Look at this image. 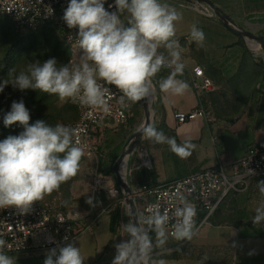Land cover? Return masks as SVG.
<instances>
[{
	"label": "clouds",
	"instance_id": "9594fccd",
	"mask_svg": "<svg viewBox=\"0 0 264 264\" xmlns=\"http://www.w3.org/2000/svg\"><path fill=\"white\" fill-rule=\"evenodd\" d=\"M116 12L105 9V0H70L64 10L63 20L68 29H78L77 48L83 50L78 58L67 64H58L55 58L44 62L28 63L16 71L9 70L7 78L0 81V93L9 84L16 89L39 90L55 95L60 104L71 102L80 107L109 114L110 101L116 99L120 109L151 97L157 88L171 96H183L189 84L182 76L185 64L182 48L176 36V24L183 14L164 0H114ZM112 7V5H109ZM47 12L53 9L48 7ZM123 16V18H122ZM190 38L204 46V31L193 25ZM76 48V49H77ZM163 49V51H161ZM170 73L158 81L155 77L162 69ZM109 86L119 93L114 97ZM30 111L23 100L13 101L11 110L4 115L5 127L18 123L23 131L0 141V209L15 207L20 214H27L34 202L58 191L62 184L78 175L85 155L79 139V129L45 121L30 124ZM154 144H167L181 158L191 156L195 145L177 144L175 138L166 136L154 124H141L137 129ZM249 174L255 175L253 169ZM260 201L252 218L254 225L264 223V180L257 183ZM179 206L161 211V205L148 206L147 215L133 213L129 205V221L120 226L128 238L116 247L112 264H167L153 259L155 246L163 247L171 235L179 241H190L197 234L196 206L179 192L174 193ZM93 205V198L87 200ZM63 204L67 205V201ZM171 211V215L169 212ZM135 218V222L133 219ZM67 239V237H65ZM0 233V264H14L5 249H11ZM81 249L67 244L51 249L44 264H84Z\"/></svg>",
	"mask_w": 264,
	"mask_h": 264
},
{
	"label": "crops",
	"instance_id": "0c3cea01",
	"mask_svg": "<svg viewBox=\"0 0 264 264\" xmlns=\"http://www.w3.org/2000/svg\"><path fill=\"white\" fill-rule=\"evenodd\" d=\"M212 1L244 29L252 30L254 26L264 25V0ZM164 2L183 14V19L176 24L175 39L181 45L185 69L183 75L178 78L185 80L190 88L183 96H171L160 92L157 85L150 98L153 102L151 124L166 136L175 138L177 144L188 142L196 147L191 156L181 158L172 152L167 144H154L142 137V150L149 156L151 165L134 168L129 181L132 188H139L143 184L156 186L220 163L225 166L227 173H231L234 162L249 148H264V80H260L259 85L253 87L246 98V108L238 115L216 114L215 119L210 122L202 118L177 122L175 112L193 110L203 101V97L198 95L193 85V68L201 66L213 81L221 84L222 76L231 79L238 73L247 57V48L242 37L229 30L216 17H208L190 8L186 0ZM193 25L202 29L206 35L203 47L190 38ZM230 33L235 37L227 40ZM252 45H255L256 49L263 47L262 43L258 42ZM200 50L201 53L197 52ZM232 64L235 67L229 73ZM170 71L169 68L162 69L154 82L166 77ZM117 158L118 155L109 161L111 171ZM132 160L135 163L140 162V157L134 156ZM104 174L114 187L121 189L113 171ZM261 180H264L263 176H253L245 186L239 185L238 189L232 190L222 199L224 202L210 218L211 221L196 229L197 234L192 240L179 241L170 236L166 244L155 252L153 259L164 260L167 264H264V223H252L255 209L261 199L257 189V183ZM105 217L107 222L104 224L102 221ZM110 222L111 214H105L93 227L97 236L108 231L107 240L100 246L98 253L88 258L89 251L84 247L75 246L81 249L84 264H94L100 256H104L102 253L106 243L115 238V233L110 230ZM152 239L155 243V234ZM50 250L8 255L13 257L14 264H43L42 256ZM57 252L59 253V249Z\"/></svg>",
	"mask_w": 264,
	"mask_h": 264
},
{
	"label": "built area",
	"instance_id": "2783aa9c",
	"mask_svg": "<svg viewBox=\"0 0 264 264\" xmlns=\"http://www.w3.org/2000/svg\"><path fill=\"white\" fill-rule=\"evenodd\" d=\"M186 1L190 8L198 10L208 17H215L214 12L205 3L198 0ZM69 2L70 0H0V13L12 20L16 29L21 33L37 31L46 25L54 26L70 46V61L75 57V51L78 58L83 54V50L77 48L78 29H68L62 18ZM48 7L53 9L50 14L46 10ZM111 12H116V10ZM193 74V85L201 98L204 93L217 89L214 81L201 66H195ZM109 87L113 91L114 97L121 94L115 86ZM110 103L112 110L109 114L73 104L78 112V117L69 124L78 127L81 146L85 151L82 160L91 163L90 197L93 198L91 209L88 212L75 210L70 213L62 207L60 200L56 199L34 202L27 214H20L15 207L0 209V233H3V238L12 245L11 249H5L7 254L53 248L58 250L60 247L72 243L93 228L102 215L110 213V210L103 205V195L120 196L119 202L122 211L119 228L124 224L125 207L127 209L124 194L122 189L114 187L104 174L100 163V151L107 138L106 131L116 129L119 124L128 122L134 114V104L128 109H120L115 98ZM174 117L178 123L195 118H202L207 122L215 119L212 110L206 107L203 101L193 110L175 112ZM136 153L135 147L129 154L126 164L122 166L128 181H130L135 167H150L151 165L149 156L142 149L138 151L140 162L135 163L132 159ZM248 169H253L255 175L249 174ZM253 176L264 177L263 147L249 148L241 158L234 162L231 173H227L225 166L220 163L216 166L192 171L183 177L156 186L143 184L139 188H132L133 197L139 215L144 216L148 214V206L154 203L161 205L162 212L165 209L179 206V201L174 195L179 192L196 206L195 222L196 229H198L210 220L228 193L238 189L239 185L245 186ZM95 208L101 210L94 214ZM169 214L171 215V211ZM201 214L204 215L200 217ZM172 223L174 220L169 221V236H172Z\"/></svg>",
	"mask_w": 264,
	"mask_h": 264
},
{
	"label": "rangeland",
	"instance_id": "374dc122",
	"mask_svg": "<svg viewBox=\"0 0 264 264\" xmlns=\"http://www.w3.org/2000/svg\"><path fill=\"white\" fill-rule=\"evenodd\" d=\"M1 15V13H0ZM123 18V16H122ZM264 24V22H263ZM254 26L252 30L245 29L248 31H252L253 33L264 38V25ZM15 29V34L19 35L21 38H24L27 41L29 38L38 39L42 38V29L33 32V33H21L18 31L13 24ZM47 36L48 40L52 47L56 44L59 46H67L68 44L63 40L58 30L53 26L47 27ZM14 33V32H13ZM235 37L233 33H230L227 40H231ZM246 48L249 50L250 54L253 56V61H251L249 74L242 79L231 80L229 77H221V84L216 83L218 86L217 90L204 93L203 95V104L206 107H209L213 114L216 115L218 112L224 113L230 116H235L240 114L246 108L247 100L246 98L249 96L250 92L253 90V87L259 85L260 76L256 75L255 72H260L261 62H264V48H260L256 50L254 41L250 39L244 40ZM69 48V47H68ZM201 53L200 51H197ZM55 58L58 64H67L68 63V55L61 53H50L49 56H45L42 54H31L29 59H25L24 62L18 65L16 71L24 69L28 63H33L36 61L44 62L47 59ZM4 57L3 53V45L0 44V59ZM30 60V61H29ZM5 62L0 61V70H4ZM235 66L232 64L231 68L228 70L229 73L233 70ZM8 74V73H7ZM7 74H0V81L4 78H7ZM255 74V75H254ZM29 89L20 90L13 88L10 84L5 87L4 91L0 93V141L7 138L9 135H18L21 131H23L22 126L18 123L13 124L11 126L5 127L3 123L4 115L11 110V104L13 101L23 100L24 103L27 99V94ZM48 104L46 106L45 111L49 113L51 116L48 118L52 124L62 123L65 125H69L72 121H74L78 117V112L74 107L73 103L70 101L64 104H60L58 97L55 95H50L48 98ZM152 116H153V102H152ZM145 115V107L143 100L134 104V114L128 120V122L124 124H119V126L113 129H109L106 131V140L102 146V150L100 151V163L103 168V171L106 173H112L110 171V160L116 155H120L125 147V144L129 142L132 138L133 134L137 132V129L140 127L143 117ZM142 137L138 140L136 145L137 153L135 154L136 158H139L138 151L142 149ZM104 159H107L105 161ZM91 163H86L83 160L81 161V169L78 173L76 179L71 183L70 187L65 189H59L58 191L53 192L51 195L45 197L43 201L49 200H60L62 207L70 213H73L75 210H82L88 212L91 209V206L87 203L88 198L90 197V182H91ZM120 196H106L103 195L102 202L107 209L111 211L115 208L119 203ZM42 201V202H43ZM64 201H67V205L63 204ZM101 209H94V214L99 212ZM126 207L124 212V224L127 223L130 217L126 214ZM103 216V215H102ZM211 221V220H210ZM104 224L107 222V218L105 217L102 221ZM95 228H91L87 233L80 236L78 239L73 241L70 244L73 246H81L84 247L87 251H89L88 258L98 253L100 246L105 243L107 240V234L101 232L100 234L95 235ZM155 233H151L150 236ZM170 237V236H168ZM173 237V236H171ZM96 238V239H95ZM128 237L125 236L120 228L115 233V238L109 240L104 249L103 255L100 256L94 264H112V261L116 255V245L120 242L126 240ZM153 240V239H152ZM153 252H158L161 247H156L153 242ZM93 264V263H92Z\"/></svg>",
	"mask_w": 264,
	"mask_h": 264
},
{
	"label": "trees",
	"instance_id": "16d2710c",
	"mask_svg": "<svg viewBox=\"0 0 264 264\" xmlns=\"http://www.w3.org/2000/svg\"><path fill=\"white\" fill-rule=\"evenodd\" d=\"M13 24L14 23L12 22V20H10L7 16L1 13L0 15V44L3 45L4 57L1 58L0 61L2 62L4 61L5 66L2 72L0 70V74H7L10 69L15 68V67L18 68V65L21 63V61L24 62L25 59H29L31 54L33 53L49 56L51 52L56 54L59 51H61V53L68 55V62H69V58L71 56L70 46L67 45V46L62 47L56 44L54 47H52L48 40V36H47L48 28L47 27L52 26V25H46L42 27L44 29L42 30V38L40 40L29 38L27 41H25L24 38H21L19 35L15 34V29L13 27ZM33 32H36V31H30L29 33H33ZM245 52H246L247 57H245V60L243 61V66L240 68L238 73L234 75L233 78H231V80L236 81L237 79H242L249 74L250 64L254 58L250 54L248 49H246ZM51 58L53 57L51 56ZM259 66H260V72L257 71L255 72V74L260 76V80H264V62H261ZM26 94H27L26 96L27 99L25 101V106L30 111L29 123L32 124L37 121H45L46 123L54 126L55 124H52V122L48 119L51 115L49 113H46L44 109L46 108L48 104L47 98L50 96V94L42 93L39 90H33V89H29L28 93L26 92ZM218 114L226 115L220 112H218ZM76 177H74L72 180L68 181L67 183L62 184L60 188L65 189V188L70 187L71 183L76 179ZM228 194L225 197H227ZM121 196H122V193H121ZM223 202L224 200L221 201L220 205ZM121 211H122V207H121L120 202L111 211L110 230L112 233H116V231L119 228V220L121 218ZM203 215L204 214H201L200 217H202ZM151 233L152 232H150V234ZM57 254L59 253L57 252ZM46 256L47 254H44L42 256L43 264L46 259Z\"/></svg>",
	"mask_w": 264,
	"mask_h": 264
},
{
	"label": "water",
	"instance_id": "95a60500",
	"mask_svg": "<svg viewBox=\"0 0 264 264\" xmlns=\"http://www.w3.org/2000/svg\"><path fill=\"white\" fill-rule=\"evenodd\" d=\"M198 1H201L205 3L206 5H208L211 8V10L214 12L215 17L220 22H222V24H224L229 30H231L238 36L242 37L244 40L250 39L254 42L262 43L263 45L262 48H264V38L263 37L251 31L245 30L242 26L237 24V22L231 19L227 14L222 12L212 0H198ZM109 5H112V7H109ZM105 9L109 12L112 10H117L115 7L114 0L105 1ZM143 102H144V107H145V112H146V108H147L146 100L144 99ZM151 104H152V101H151ZM151 109H152V105H151ZM151 121L152 119L149 116L143 124L145 125L151 124ZM141 136H142L141 133H139L138 131L135 134H133L132 138L129 140L127 145L124 147L123 152L118 156V158L116 159V161L114 162L112 166V171L114 172L116 179L123 191L124 200H125L127 209L130 205L132 206L133 213L137 212L138 214H139V210L136 205L135 199L133 197L132 186L130 185L126 177V173L122 169V166H123L124 160L126 164L129 154L133 151V149H135L138 143V140L141 138ZM132 219H133V222H135V218H132Z\"/></svg>",
	"mask_w": 264,
	"mask_h": 264
},
{
	"label": "bare ground",
	"instance_id": "6f19581e",
	"mask_svg": "<svg viewBox=\"0 0 264 264\" xmlns=\"http://www.w3.org/2000/svg\"><path fill=\"white\" fill-rule=\"evenodd\" d=\"M260 45H261V44H260ZM258 46H259V45H258ZM255 48H256V47H255ZM256 50H258V49H256ZM150 98H151V97L145 99V100H146V104H147V108H146V112H145V115H144V117H143V121H142L141 124H143V123L147 120V118H148L149 116H150V118L152 119V109H151V101H150ZM140 126H141V125H140ZM123 164L125 165V160H124Z\"/></svg>",
	"mask_w": 264,
	"mask_h": 264
}]
</instances>
